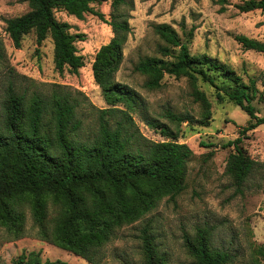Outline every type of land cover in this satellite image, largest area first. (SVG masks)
Here are the masks:
<instances>
[{
    "label": "trees",
    "instance_id": "1",
    "mask_svg": "<svg viewBox=\"0 0 264 264\" xmlns=\"http://www.w3.org/2000/svg\"><path fill=\"white\" fill-rule=\"evenodd\" d=\"M29 10L5 20V32L15 47L33 31L40 44L50 37L53 42L55 69L78 72L85 65L76 42L83 34L72 33L66 21L55 11L83 18L92 14L112 29V37L96 51L91 64L92 76L100 87L106 107L97 109L98 128L90 139L74 134L82 125L76 109L82 101L57 86L49 95L41 92L18 93L9 82L0 103V229L12 239L25 234V208L37 226V236L49 241L90 264H98L101 248L122 225L132 223L152 210L165 197H174L185 188L187 162L193 152L179 142L180 125L193 123L189 113L167 109L164 116L176 126L155 117H144L149 128L158 131L161 140H150L139 131L133 114L144 106L138 92L117 81L115 73L123 61V47L130 32L129 9L132 0H23ZM109 1L108 17L96 5ZM127 7L128 10L125 8ZM242 12L264 11V0H244ZM155 33L166 43L158 56H145L134 70L145 75L144 86L157 89L164 74L186 77L191 95L201 107L197 123L209 125L211 102L199 88L198 80L209 83L219 100L226 97L248 116L240 136L224 146L234 145L226 163V172L237 188L249 179L258 162L246 154L241 137L264 124L252 103L261 97L256 79L241 80L228 64L206 53L192 54L185 41L168 23L153 25ZM244 49L264 53V42L244 34L235 35ZM3 57L0 44V58ZM216 76L224 79L217 83ZM55 214L49 220V206ZM51 224V225H50ZM144 264H164L151 232H141ZM184 245L191 264H230L231 251L211 245L207 228L198 229L195 237L185 238ZM257 259L251 264H258ZM15 264H70L62 259H42L37 251H23ZM78 264V263H74Z\"/></svg>",
    "mask_w": 264,
    "mask_h": 264
},
{
    "label": "rangeland",
    "instance_id": "2",
    "mask_svg": "<svg viewBox=\"0 0 264 264\" xmlns=\"http://www.w3.org/2000/svg\"><path fill=\"white\" fill-rule=\"evenodd\" d=\"M244 0H132L129 9L130 32L123 47V61L115 79L135 89L144 106L133 114L135 124L150 140L163 137L145 123L144 117H155L175 128L164 116L167 109L189 113L193 123L180 125L179 142L186 143L193 154L187 162L185 188L174 197L161 198L155 207L138 220L118 227L101 248L98 264H144L141 232L147 227L164 264H191L184 242L193 238L198 229L207 228L213 247L226 249L235 255L230 264H251L257 259L264 264V124L246 132L241 146L246 154L258 162L257 169L241 188H237L226 172L227 158L234 145L224 146L240 136V129L249 116L232 101L219 100L209 83L198 80L211 102L209 125H201L200 104L191 95L186 77L167 73L157 89L144 86L146 76L135 71V64L145 56L161 57L160 45L166 43L155 33L153 25L170 24L185 41L184 31L194 26L188 42L192 54L206 53L228 64L241 80L256 79L261 97L253 100L257 114L264 116V53L244 49L235 35L244 34L264 42V11L242 12L238 5ZM96 7L106 17L109 1ZM127 10L128 8L125 7ZM29 10L26 1L0 0V100L9 82L18 93L41 92L49 95L54 88L64 90L82 101L76 109L82 125L75 136L90 139L96 132L97 109L106 107L100 87L92 76L91 64L97 49L112 37L111 27L92 14L77 18L65 11L55 16L70 25L72 33L83 34L76 42L85 65L78 72L55 69L53 42L50 37L40 44L33 31L26 34L19 48L5 32V20ZM217 83L224 79L216 76ZM1 103V101H0ZM55 214L49 206L48 218ZM25 234L16 239L0 229V264H15L23 251H37L42 259H62L70 264H90L79 256L37 236L28 207L25 208ZM51 225V224H50Z\"/></svg>",
    "mask_w": 264,
    "mask_h": 264
}]
</instances>
